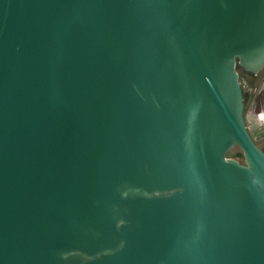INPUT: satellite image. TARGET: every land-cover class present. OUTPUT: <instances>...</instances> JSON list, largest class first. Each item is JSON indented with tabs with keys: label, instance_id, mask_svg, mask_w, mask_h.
<instances>
[{
	"label": "water",
	"instance_id": "water-1",
	"mask_svg": "<svg viewBox=\"0 0 264 264\" xmlns=\"http://www.w3.org/2000/svg\"><path fill=\"white\" fill-rule=\"evenodd\" d=\"M238 68L264 0H0V264H264Z\"/></svg>",
	"mask_w": 264,
	"mask_h": 264
},
{
	"label": "rangeland",
	"instance_id": "rangeland-1",
	"mask_svg": "<svg viewBox=\"0 0 264 264\" xmlns=\"http://www.w3.org/2000/svg\"><path fill=\"white\" fill-rule=\"evenodd\" d=\"M241 80L248 99L245 108L246 119L249 118L247 119V122L249 120L248 125H251V123L252 126L264 125V120L261 123V116L264 112V70L259 75V80L256 79L255 84L246 76L241 77ZM256 142L264 149V136L256 138Z\"/></svg>",
	"mask_w": 264,
	"mask_h": 264
},
{
	"label": "trees",
	"instance_id": "trees-1",
	"mask_svg": "<svg viewBox=\"0 0 264 264\" xmlns=\"http://www.w3.org/2000/svg\"><path fill=\"white\" fill-rule=\"evenodd\" d=\"M238 71H239V73H240V76L241 77H248L249 78V80L250 81H252L254 84H255V81H256V79H258L259 80V77L258 76H255V75H253V74H250V73H247V72H245L243 69H241V68H238ZM263 72V71H262ZM261 74V73H260ZM245 97H246V94H245ZM247 101H248V99H247V97H246V103H247ZM245 103V104H246ZM247 105V104H246ZM247 107V106H246ZM228 156L229 157H232V158H237V159H239L240 161H243L244 160V155H243V153H242V151L238 148V147H235V148H233L231 151H229V153H228Z\"/></svg>",
	"mask_w": 264,
	"mask_h": 264
},
{
	"label": "bare ground",
	"instance_id": "bare-ground-1",
	"mask_svg": "<svg viewBox=\"0 0 264 264\" xmlns=\"http://www.w3.org/2000/svg\"><path fill=\"white\" fill-rule=\"evenodd\" d=\"M262 120H264V113H263V116H261V123H263ZM258 125H259V124H258ZM258 125H257V126H258Z\"/></svg>",
	"mask_w": 264,
	"mask_h": 264
},
{
	"label": "flooded vegetation",
	"instance_id": "flooded-vegetation-1",
	"mask_svg": "<svg viewBox=\"0 0 264 264\" xmlns=\"http://www.w3.org/2000/svg\"><path fill=\"white\" fill-rule=\"evenodd\" d=\"M261 73H262V72H261ZM259 75H260V74H259ZM259 75H257V76L259 77ZM251 83H252V82H251ZM246 97H247V95H246ZM263 113H264V112H263ZM263 113H262V114H263ZM247 119H249V118H247ZM247 119H246V120H247ZM248 122H249V120H248Z\"/></svg>",
	"mask_w": 264,
	"mask_h": 264
},
{
	"label": "built area",
	"instance_id": "built-area-1",
	"mask_svg": "<svg viewBox=\"0 0 264 264\" xmlns=\"http://www.w3.org/2000/svg\"><path fill=\"white\" fill-rule=\"evenodd\" d=\"M248 123V122H247ZM251 127V125H249Z\"/></svg>",
	"mask_w": 264,
	"mask_h": 264
},
{
	"label": "crops",
	"instance_id": "crops-1",
	"mask_svg": "<svg viewBox=\"0 0 264 264\" xmlns=\"http://www.w3.org/2000/svg\"><path fill=\"white\" fill-rule=\"evenodd\" d=\"M264 89V88H263Z\"/></svg>",
	"mask_w": 264,
	"mask_h": 264
}]
</instances>
